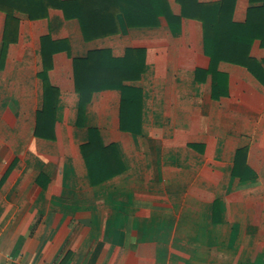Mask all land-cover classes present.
<instances>
[{"label": "crops", "instance_id": "1", "mask_svg": "<svg viewBox=\"0 0 264 264\" xmlns=\"http://www.w3.org/2000/svg\"><path fill=\"white\" fill-rule=\"evenodd\" d=\"M165 1L174 29L119 12L90 40L61 9L15 12L9 31L0 10V264H264V73L220 61L213 76L203 23ZM263 4L236 0L233 20ZM129 48L146 59L125 81L140 90L130 127L122 90L81 103L74 70ZM249 52L264 70L261 39Z\"/></svg>", "mask_w": 264, "mask_h": 264}, {"label": "trees", "instance_id": "2", "mask_svg": "<svg viewBox=\"0 0 264 264\" xmlns=\"http://www.w3.org/2000/svg\"><path fill=\"white\" fill-rule=\"evenodd\" d=\"M255 1L264 2L251 0ZM179 2L183 17L199 19L204 25L205 52L211 58L209 72L213 76L218 75L215 68L220 61L243 64L257 77L262 76L263 68L257 60L250 57L249 51L257 38L264 45V4L250 8L247 20L241 23L233 20L236 0L212 3H201L198 0ZM125 5L129 10L125 11ZM51 8L61 9L67 19H78L87 40L115 33L118 30L115 15L119 12H124L129 17V25H153L157 23L159 15H165L174 29L175 24H179L181 20V17L171 14L165 0H0V10L7 14V31L18 26L19 19L15 17V12L26 14L31 19H41L48 15ZM132 15L133 18H130ZM48 40L52 39L44 38L43 49ZM143 54L144 49L129 48L124 57L116 58L107 49H97L91 51L86 58L75 60V81L77 90L82 94L81 103L86 101V94L118 87L123 92V104L128 112L123 116L125 126L138 124L136 113L140 109V100L136 95L140 90L126 85L125 81L141 77L146 65ZM95 148L87 150V155L95 151ZM103 149L96 148V151L104 152ZM96 163L97 171L108 172L105 171L108 166L104 160L97 158Z\"/></svg>", "mask_w": 264, "mask_h": 264}]
</instances>
